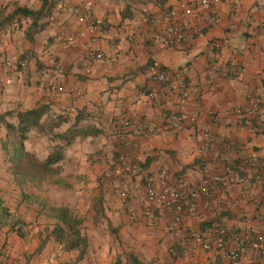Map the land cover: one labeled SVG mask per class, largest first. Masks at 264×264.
I'll list each match as a JSON object with an SVG mask.
<instances>
[{
  "label": "crops",
  "instance_id": "obj_1",
  "mask_svg": "<svg viewBox=\"0 0 264 264\" xmlns=\"http://www.w3.org/2000/svg\"><path fill=\"white\" fill-rule=\"evenodd\" d=\"M200 1L49 0L36 28L29 30L32 20L21 18L0 31V115H4L0 165L9 160L35 181L64 179L59 205H67L83 219L88 237L81 259L79 251L64 250L52 234L55 220L47 221L42 208L27 203L29 196L24 195L9 208L21 221L15 227L0 225V264H133L132 256L143 264H264V257L252 249L234 261L197 242L213 240L219 226L264 234V181L253 179L250 189L244 190L239 184L223 189L211 179L237 169L247 175L255 169L248 165L250 159L264 160V113L252 109L264 90V38L253 33L263 16L264 0H220L213 6L220 19L215 24L204 20ZM16 3L31 9L42 6V0ZM186 4L194 15L183 16L191 22L196 19L203 33L192 30L180 46L170 47L164 42L166 25L156 18L170 9L183 14ZM233 23L237 28L230 30ZM216 39L226 43L228 60L207 59ZM93 52H102L104 59L88 71L87 57ZM6 56L26 66L4 78ZM152 70L185 76L191 90L188 102L177 105L172 94H163L161 85L147 78ZM52 81L64 91L50 92L47 86ZM151 92L157 93L156 100L148 99ZM38 104L50 105L64 119L55 131L78 127L74 140L64 146L58 172L46 176L37 173L35 158L44 160L57 142L34 129L21 144L19 135L6 127V122L18 123L8 111H26ZM172 112L180 115L182 125L171 131L162 115ZM124 121L130 124L129 147L117 138ZM146 125L151 132L143 129ZM122 154L140 164L134 179L143 184L208 183L214 193L212 207L204 208L200 196L198 212L182 216L180 239H170L166 227L172 211L148 202L143 187L120 200L119 190L131 186L132 176L115 175L112 182L103 177ZM9 176L14 182L15 175ZM101 180L107 182L104 191L99 188ZM147 205L155 218L144 213ZM5 248L10 255L3 260Z\"/></svg>",
  "mask_w": 264,
  "mask_h": 264
},
{
  "label": "built area",
  "instance_id": "obj_2",
  "mask_svg": "<svg viewBox=\"0 0 264 264\" xmlns=\"http://www.w3.org/2000/svg\"><path fill=\"white\" fill-rule=\"evenodd\" d=\"M14 0H0V9L2 6ZM220 0H201L199 3L200 8L205 11L203 15L204 20L209 24L219 22V15L213 10V6ZM75 12L79 15L80 21L85 20V16L80 14L78 9ZM183 15H194V9L190 5H185L184 13H180L175 9H170L163 12L156 18L157 22L165 24L164 42L170 47L180 46L187 37L188 32L194 31L202 34V29L197 27L196 19L192 22ZM236 24H230L229 29L235 30ZM254 34H259L264 38V10L263 16L259 24L253 29ZM2 43L0 42V47ZM230 57L226 50V43L223 40H213L207 52V59L210 62L225 61ZM88 65L87 70H91V66L104 59L102 52H93L87 57ZM4 63V78L8 77L12 70L18 67H25L24 61L16 62L10 56L3 59ZM147 78L155 83L161 85L162 93H170L175 99L177 105L186 104L190 98L191 90L188 80L185 76L174 75L168 70H152L147 72ZM48 90L53 93H61L64 87L50 82L47 86ZM157 93L151 92L148 94V99L156 100ZM260 103H254L252 109L257 113H264V90L260 93ZM241 112V111H240ZM162 119L167 124V129L176 130L182 125V118L178 113L172 112L163 114ZM129 122L124 121L117 131V138L124 146H131L129 135ZM146 133L151 132V128L146 125L143 127ZM205 147L208 149L210 145L209 136H205ZM248 165L253 169L249 174L243 175L241 170L226 171L218 173L211 177L212 181L217 183L221 188L227 189L232 185L239 184L244 190H249L252 185V180L264 181V160H257L252 158L248 161ZM132 176L133 179L139 177L140 164L136 161L130 160L126 154L120 155L118 160L112 167L104 172L106 178L114 177L115 175ZM141 187L144 188L145 198L152 205H156L160 210L172 211V217L168 221L166 230L170 239L178 240L182 234L183 214L195 215L198 212V199L200 196L204 197L203 207L209 209L212 207L214 200V193L209 187L208 183H202L198 187H191L186 182L177 181L174 184L166 185L163 187L157 186L153 180H148L143 184L137 179H134L131 186L121 188L119 195L123 199H128L132 192L138 191ZM144 213L152 218L157 214L150 205L144 207ZM199 246L205 250L216 248L224 252L231 260L237 261L241 259L250 249L257 252L261 257H264V234L251 230L232 231L227 227L219 226L214 231L213 240H199ZM10 255L8 249H3L1 257L4 260Z\"/></svg>",
  "mask_w": 264,
  "mask_h": 264
},
{
  "label": "trees",
  "instance_id": "obj_3",
  "mask_svg": "<svg viewBox=\"0 0 264 264\" xmlns=\"http://www.w3.org/2000/svg\"><path fill=\"white\" fill-rule=\"evenodd\" d=\"M15 1V0H14ZM14 1L4 5L0 9V31L7 25H11L13 22L19 21L21 18H30L32 20L29 25V30L36 28L42 13L48 4L49 0H42V6L40 9H31L26 6H20ZM12 4V5H11ZM11 9H8L9 7ZM7 115H16L18 123L6 122V127L9 130H14L19 135L21 144L29 136V133L36 129L40 133H43L49 137L50 140L57 142L52 151L47 155L44 160L35 158V166L39 172L43 175L56 174L59 170V162L64 158V146L70 144L77 135L78 127L71 126L64 132L55 131L60 123L64 120L61 116L56 115L51 111L50 105L38 104L35 107L26 111H8ZM4 118V115H0V119ZM15 167V172L16 173ZM14 171V170H13ZM51 217L55 220L52 234L55 239L62 244L63 249L66 251L77 250L79 251V259H81L88 247V237L82 230L83 219L76 215L70 207L65 204L51 205ZM13 213L2 205L0 200V220L13 217ZM21 219H15L14 221H5L3 224H10L11 227H15ZM133 264H143L136 257L132 256Z\"/></svg>",
  "mask_w": 264,
  "mask_h": 264
},
{
  "label": "rangeland",
  "instance_id": "obj_4",
  "mask_svg": "<svg viewBox=\"0 0 264 264\" xmlns=\"http://www.w3.org/2000/svg\"><path fill=\"white\" fill-rule=\"evenodd\" d=\"M3 7L4 6H2L1 9ZM11 138L14 139V136H11ZM98 155H100V153ZM36 171H37V173H40L37 167H36ZM14 172H15L14 166L11 165V162L9 160L4 161L2 166L0 165V200H1L2 205H4L5 207H7L9 209L10 207L15 206L18 203V200H19L18 198H22L24 195H28L29 197H27V201H28L27 203L31 204L32 202H34L35 204L38 205V207L42 208L47 221L54 220L51 217L52 214H51L50 206L52 204L59 205L60 199L58 196V192H59L60 188H62L65 184L64 179L61 178V181L57 182L56 179H58V176H51L49 179L40 181L38 179V177L37 178L35 177L37 179L35 181V180H33L34 177L31 174L22 175V173H21L22 169H19V170L17 169L16 173H14ZM104 172H103V177H105ZM10 174L17 176V178H19V179L16 180L17 178H15V176H13L15 181L12 182V179L9 176ZM23 176L24 177L30 176V177H26V178L31 179V181L24 179ZM99 179H102V175ZM105 180L108 182H112L114 180V178L113 177H111V178L105 177ZM106 181L102 182V180H101V182H100L99 188H102V191H104V189L107 188V186L105 185L107 183ZM89 183H95V182H89ZM17 186L20 187L19 192H18L19 195L16 192L17 188H19ZM112 186H113L112 192L118 196L117 187H114L113 184H112ZM2 191H3V193H2ZM6 192H9L10 194H14V197L13 198H7L5 195ZM10 197H12V196H10ZM118 197L120 200H123L122 197H120V196H118ZM95 200H96V203H98V204L101 203L100 197H98ZM15 219H20V216L16 215L15 213H14V216L11 218L3 217L0 220V225H4L3 223L5 221H9V220L14 221ZM49 223H51V222H49Z\"/></svg>",
  "mask_w": 264,
  "mask_h": 264
}]
</instances>
